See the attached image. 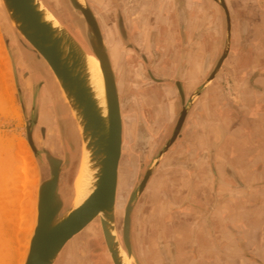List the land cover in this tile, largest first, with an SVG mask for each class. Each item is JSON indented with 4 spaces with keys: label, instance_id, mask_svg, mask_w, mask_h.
<instances>
[{
    "label": "flooded vegetation",
    "instance_id": "1",
    "mask_svg": "<svg viewBox=\"0 0 264 264\" xmlns=\"http://www.w3.org/2000/svg\"><path fill=\"white\" fill-rule=\"evenodd\" d=\"M87 1L105 31H107V29L104 28L102 24V22L105 23V18H103L102 14L104 12H110V30L113 32V39H110L109 37L107 38L108 42L110 43V41H112V44L115 46L114 51H116V53L113 54L110 48V55L113 64L119 70L117 82L120 92L123 118V147L122 159L119 166L115 221L117 232L116 242L121 257L120 263L125 264L123 257L121 256V251H123L125 256L130 259V264H200L201 258L206 257V249L202 246L203 242L200 244L197 236L193 237L192 233L186 234L184 232L164 234V232H161L163 227L160 226L161 231L158 229L157 234L150 233L152 220L149 218L147 212L151 205H153L158 198L157 218L162 219L166 216V213H168V206L170 203H167L161 194V188H163L164 184L163 180H161L162 184L160 182V185H157V188L152 190V180L158 174V169L148 180L146 186L144 185V180L148 171L151 170L153 173L159 159H161L164 154L171 153L172 148L170 149V146L173 143L172 141L175 138L174 136L177 131L178 134L175 139L182 136L180 142L183 144L182 147L184 148V150L179 153L178 160H182L180 162L188 164L193 170L198 165V159L196 158L199 155V144L202 137H208V139L212 137V140L216 139V143H213V145L209 142V149L212 153L209 155L208 160L214 170H216L217 166L219 170L216 179L215 176H213L214 186L215 180L220 182L222 179V177H220L221 174L225 175L224 170L222 169H226V166L224 165L226 161L221 165L220 161L217 160V155L220 152H214L216 147H219L218 142L224 139L239 140V137L243 139L250 138L247 132L243 135L240 134V136L234 132L237 126H241L240 124H242L243 127L246 126L244 124H247L245 119L246 114L244 115L246 105L244 106L242 97H237L234 104L232 103V99L230 102L222 104L224 113L213 108L214 106L210 104L206 105V109L203 108V104L193 106V104L189 102L190 97L185 98V94L186 92H189V95L195 94L194 92L198 90L197 86L194 84L191 88L185 89L183 84L180 83L178 77L183 71L187 70L181 64V59L183 57H189V65H192L194 57H201L202 55V52L196 50V39L201 35V26L203 24L201 22V10L205 7H210L214 11H218V8L216 9L212 2L208 3V0H186L188 4L187 9L183 6L180 0H134L132 7L127 6L128 4L126 0H112L117 8H114L113 10L110 9L106 3L98 2L99 0L92 1L102 4L103 7H101V9L100 7L93 6L91 0ZM235 1L237 5H241V0ZM226 2L231 11L233 30L235 31L236 24L234 21L237 19V9L236 7H233V2H231V0H226ZM243 4L244 8L245 3ZM69 11H71V9ZM53 15L59 20V17L56 14L53 13ZM70 15L79 27L83 29V21L79 20V17L77 18L72 11ZM185 15L187 18H185ZM101 19L103 21H101ZM117 25L121 26V36H118V32H116ZM144 27H147V34L149 36L146 43L143 42L144 39L142 35ZM250 27H252V23H250ZM183 30L189 33L188 37L190 38V44L188 47H192L191 53H182V48L184 47L182 43L183 37L187 35L183 33ZM250 31H252V28ZM202 33L205 34L206 32ZM26 45L27 47H23L21 53L28 57V60L32 65L33 73L31 75L29 69L26 66H23L22 70L19 71V74H22L23 81L27 79L24 83L30 81L29 86L27 87L28 89L26 88L25 90V84L23 81L22 87L25 90V101L26 103H30L29 101L32 100V107L34 104L33 85L37 84L38 88H40V95L37 94L39 106H37L38 109L37 107L35 108L37 114L35 117L36 124L33 129L34 142H38L37 136H39V138L42 136L44 140L43 143L48 145L47 150L50 152L51 156L63 161V170L65 162L60 156V154H62V140L58 133V128L56 127L55 108H50L52 112L47 109L48 107H51L50 102L45 104V109L49 113L48 119L51 117L52 119L45 123L41 122L40 119L42 113L41 96L43 92L46 91V85L41 82L40 78H46L47 67L44 61L35 54L34 50L31 49L28 44ZM246 62H248V59ZM142 63L145 64L146 68L143 67ZM19 64H21V62H19ZM246 68H249V66ZM246 71L248 72H246L247 75L245 77H247L246 79L248 82L252 84L255 83L257 71L254 73H250V70L248 69ZM38 72H40V76L38 75ZM134 75H139L145 78V82L138 81L135 84ZM260 75H264V72ZM220 77L223 78V76ZM53 81L54 79L51 80L49 84ZM144 85L146 86L143 87ZM178 85L182 86V90L176 88ZM156 88L167 89L168 92V95L162 98L161 101H158L161 103L160 105H154L152 98L150 99L151 95L147 94L149 90ZM52 92V97H55V100L56 96L60 98V93L56 90L55 86H52ZM66 107L65 104H61V108L59 107L62 115L66 113ZM142 108L143 110L145 109V111L141 113V118L136 121L132 114L137 111L141 112ZM257 111H259V109L251 111L252 115L256 116L258 114ZM68 114L72 122L71 128L69 127L70 124H68L67 137L69 142L72 143L76 141L78 133L69 108ZM199 117H202V119ZM224 118L233 122L236 120V127L231 128V130L226 128V121ZM202 125L204 126L203 133H201V129H203V127H201ZM212 133L213 135H211ZM52 134H54L55 138ZM251 135H253L254 139L256 138L255 133H251ZM52 137L55 140H53ZM55 141L58 142V146L53 145ZM158 142L159 144H157ZM177 143H179V139L177 140ZM79 145L80 142L77 144L76 149L71 153V157L73 160H76V162L78 159L77 149ZM150 156L151 160H148ZM45 157L48 160L46 154ZM69 157L70 155L68 153V160ZM154 159L155 161L153 162ZM73 167L74 169L69 177L71 179H69V192L67 195L72 198L73 192L71 188L76 165L74 164ZM184 174L189 175L180 168L179 177L180 179H184V182L182 184V181H180L179 184L178 181V184L179 188L184 191L183 196L180 199L172 198L171 202H176L175 204L182 207L179 211L177 210V213L179 214L176 215L179 216L180 220H185L189 217L198 219L200 217L201 207H206V205L205 202L199 200L196 195L195 177L194 180L191 181V177L188 176L189 178H187L186 176H182ZM195 175H197L196 171L194 173V176ZM188 182L191 185H187ZM185 183L187 184L185 185ZM225 184L226 182L224 185ZM143 185L145 188L144 190H141ZM225 196H227V193H225ZM214 205L217 206L219 204L215 203ZM70 209L71 205L69 204V201L68 207H66L64 203L61 215ZM187 210H192V213L188 215L186 213ZM145 212L147 215H145ZM203 217L207 221L211 218L209 212L205 213ZM259 220V230L257 234H260L261 238V234H264V207ZM92 228H100L97 220L94 222L93 227L82 230L79 234L68 241L57 257L55 264H115L105 236L101 231H96ZM160 232L162 234H159ZM224 247L225 246H223V248ZM225 250L228 259L229 253L227 248H225ZM258 264H264V247H260Z\"/></svg>",
    "mask_w": 264,
    "mask_h": 264
},
{
    "label": "water",
    "instance_id": "2",
    "mask_svg": "<svg viewBox=\"0 0 264 264\" xmlns=\"http://www.w3.org/2000/svg\"><path fill=\"white\" fill-rule=\"evenodd\" d=\"M0 1L14 29L17 30L20 36L27 41L35 53L46 63V72L49 82L53 80L54 74L59 82V87H62L69 100L70 106L75 113L74 119L76 122L78 121L81 127V136H77L75 142L79 143L80 138L82 139L84 151L88 154V172L91 175L89 185L92 187V190L88 198L80 206L72 207L69 211L61 215L64 201L59 192V182L63 161L52 157L50 152L47 149L45 150L50 166L51 178L44 181L39 188L36 226L30 241L25 264H55L57 257L68 241L82 230L88 228L89 225L98 218L100 220L99 224L102 233L105 236L114 262L115 264H121L120 251L116 242L117 232L115 221L119 166L122 159L123 147V118L117 82L119 70L113 64L110 48L105 40V35L98 18L87 0H68L71 9L84 23L85 38L88 45V47H85L74 37L68 28L65 27L60 19L58 23L49 17L52 12L46 7L42 0ZM180 1L187 9L188 4L186 0ZM243 1L244 0H241V5H239L236 10L237 23L235 31L233 30L231 11L228 8L226 0H208V3L212 2L213 6H215L216 9L218 8V11H214L210 7H205L201 10V22L206 26H210L208 29L202 30L206 33L199 35L196 39V50L203 51V53L201 57H194L192 65H189V57H183L181 59V64L187 70L183 71V73L178 76L180 83L183 84L185 89L188 88L187 83L191 81H194V84L197 86L198 90L196 89L197 91L194 92L195 94L189 95V92L185 94V98L190 97L189 102H191L193 106L210 104L214 106L213 108L223 112L224 108L222 104L230 102L220 88L223 84V78L220 76L223 75L224 69L228 68L232 61L237 63L241 62L242 67L247 65L246 60L244 61L243 59V54L241 53V55H239V52L236 53L234 32H236V34L238 33L239 46L242 48L243 45L248 43V34L252 28L250 27L249 20L245 17L246 10L250 9L258 13V15L264 16V12H262L260 10L261 8H258V6L250 8L245 6L243 8ZM185 18H187L186 15ZM183 33L187 35L183 37L182 43L184 47L182 48V53H191L192 47H188L190 44V38L188 37L189 33L185 30H183ZM119 36H121V33H119ZM260 42L263 44L262 41ZM234 52L236 53L235 55ZM88 53L95 55L99 61L103 77L104 95L102 99L98 97L92 85ZM14 55L15 51L11 50L10 56L15 70L16 64ZM253 60L256 61V66L258 64L256 58H248L250 64ZM262 62H264V59ZM255 66H251L250 70V72L253 70V72H258L255 76V83L253 84L249 83L245 78L247 75L246 72L242 73L239 69H233L232 66H230L231 69H229V71H231L232 79L235 80L240 98H246V102L248 100L251 101V111L259 109V116H263L264 82L260 83L258 81L257 83L256 81L260 74L264 72V69L258 71L260 66ZM14 73L18 92L20 93L16 71H14ZM49 82L46 86L49 85ZM176 88L182 90L181 85H178V87L176 86ZM232 103L234 104V100H232ZM58 110L56 106L61 140L62 143L65 144L68 131H63L61 129L62 124L60 118H62V114L60 110V113ZM64 118L67 127L68 124H70L69 126L71 127L72 120L68 112L64 113ZM199 118L202 119V117ZM34 124H36V118L32 124L27 125V139L34 153L38 154L39 151L33 138ZM177 134L178 131L174 136L175 138H177ZM175 138L170 146V149L172 148L173 151H171L170 154H164L162 158L159 159L153 173L151 170L148 171L144 180L145 186L148 180L156 173L157 169L166 166V164L173 165L171 159L173 161L175 157H177L178 160V155L184 148L182 147L183 144L180 142L182 136L180 138L178 137L179 143H177L178 139ZM207 139L208 137H204L205 143L207 144L206 147L204 142L200 141L199 155L196 158L198 159V165L196 164L197 167L194 170L188 164L180 162L182 160L176 162L179 168L189 174L188 176L191 177V181L194 180L195 171L199 177L202 174L205 175L207 171H209L212 176H215V179L218 175V166L216 170H214L208 162L209 155L212 152L209 149ZM227 145L229 148V157L232 158L235 153L228 139L222 140L219 147L216 148L214 152L218 153L225 151ZM175 150L177 151L176 153ZM154 161L155 159L153 162ZM224 165L226 169L222 170H224L226 179H228L227 184L231 186V183L235 184L236 182L241 189H247V186L244 187V184L240 182L238 178L240 174L242 175V172L235 168L237 164L226 162ZM256 167L257 166L251 169L249 168L247 174H245V177L248 176L251 182L256 180L255 183L252 182V185L260 183ZM144 185L141 190H144ZM187 185L191 184L188 182ZM205 189L206 188H203V190ZM216 189L217 184L215 180V186L213 185L215 193H217ZM230 189L232 193L234 189ZM254 189L250 192L253 191L254 193ZM243 198L248 199V197H242V199ZM230 203L231 202L228 200L225 201V206L228 204L230 205ZM207 222L209 224V221ZM195 231L196 230H194V232ZM192 235L193 237H199L201 234L193 233ZM226 245H228L227 247H229L230 250H235L231 242H227ZM232 259L235 260L234 257H232ZM241 259H243V256H241ZM248 260L249 262L258 264L257 261H253L249 258Z\"/></svg>",
    "mask_w": 264,
    "mask_h": 264
},
{
    "label": "rangeland",
    "instance_id": "3",
    "mask_svg": "<svg viewBox=\"0 0 264 264\" xmlns=\"http://www.w3.org/2000/svg\"><path fill=\"white\" fill-rule=\"evenodd\" d=\"M42 1L45 3L46 7L52 12V14L54 13L59 17L60 21L65 25V27L68 28V30L74 34V37L78 39L79 42L83 46L88 47L86 38H85L84 23H83V29H82L79 27L76 21L70 17L71 11L73 13L74 11L71 9L70 6H68V0H42ZM133 1L134 0H126L128 4L127 6L132 7ZM244 1H245V6L249 8L261 6V0H244ZM244 1L242 3H244ZM98 2L106 3V5H108L110 9L114 10V8H116V5L112 0H99ZM231 2H233V7L234 8L236 7L237 9V6L239 4L237 5L235 0H231ZM91 3L95 7L96 6L100 7V9L101 7H103L102 4L95 3L92 0H91ZM70 9L71 11H69ZM74 14L77 18L79 17L76 13ZM102 15H103V18H105V21H104L105 23L102 22V24L104 28L107 29V31L103 30L102 26L101 28L105 35L108 46L110 45L109 48H111L112 53L114 54L116 53V51H114L115 46L112 44V41H110L109 43L108 38H107L109 37L110 39H113V35H112L113 32L110 30V26H111L110 25L111 19L109 18L110 12L109 11L108 13L104 12ZM245 17L249 20L250 23L259 21L260 18L263 19V16L258 15V13H255L254 11L250 9L246 10ZM79 20L81 19L79 18ZM236 20L234 21L235 24L237 23ZM101 21L103 20L101 19ZM120 27L121 26H118V25L116 26L117 28L116 32H118V36L121 31ZM209 27H210L209 25L206 26L203 23L201 26V30L208 29ZM202 32L203 31H201V34H203ZM260 33L263 35L264 31ZM255 34H256V31L253 29L252 31L249 32L248 43L251 44L253 38L255 37ZM234 41H235L234 44H236L235 45L236 53L239 52L240 53L239 55H241V53L244 55L243 53L244 51L239 46V37H238V33L236 34V32H234ZM261 41L263 44H261L260 42V45H258L256 50H254L248 57L256 58L258 64L260 61L261 69H262L264 66V62H262V60L264 59V39H262ZM0 44L3 46V50L1 49V46H0V264H19L20 255L22 254L21 247H23L21 243L22 241L21 239L22 237L26 235V232L29 230L31 220L33 218L31 215L32 206L35 201L36 202L35 210L37 212L39 188L44 181L51 178V171H50L49 162L45 157V151H44L47 149L48 145L43 143L44 142L43 137L41 136V138H39V136H37L38 142L35 141V145L39 151L38 154L34 153L27 139V125L32 124L33 121L35 120V116L37 114V110L35 108L39 106L37 94L40 93V88H38L37 84H34L33 85V93H34L33 107L31 106L32 100L29 101L30 103H26L25 97H24V91L29 86L30 81H28L27 84L24 83L27 79L23 81L22 74H19V71L22 70L23 66H26L29 69L30 74L32 75L33 73L32 65L30 61L28 60V57L25 54L21 53L22 48L25 46L27 47L26 44L28 43L26 40H24L20 36L17 30L14 29L1 1H0ZM28 46L30 45L28 44ZM18 49H19V52H18ZM31 49L33 48L31 47ZM11 50L15 51V55H14V61L16 64L15 70L13 67L12 58L10 56ZM200 52L203 53V51H200ZM236 53L234 52V55ZM6 57L8 58L9 65L7 64V61L5 59ZM19 62H21V64H19ZM255 63H256L255 60L251 61V64L247 62V66L248 65L254 66ZM142 65L144 68H146L144 63H142ZM230 66H232V68L235 70L239 69V71H242L241 62L237 63V62L232 61ZM230 66L224 69V72L222 75L223 84H222V87L220 88L223 91V94L225 95V97L228 98V100L232 99L235 101V99H237V95L238 97L240 95H239V90L237 89L235 85V80L232 79L231 71H229V69H231ZM14 71H16L20 93L18 92V87L16 84V78H15ZM38 74H40V72H38ZM134 76H135L134 77L135 84L138 81L145 82L146 80L145 78L139 75H134ZM53 79L54 81L51 82V84H49L48 86H46V91L43 92V94L49 95L50 101L44 102V105L41 103V107H42L41 116L42 114L43 116H45V111H46L45 104L46 103L48 104L50 102L51 107H48L47 109L48 111L52 112L50 108L52 109L55 108V119H56V124H57L56 127L58 128V133L61 137L60 128H59L60 126H59V121H58V116H57L58 114L56 112V106L59 109L58 105L61 107V103L63 105L65 104L67 106L65 109V112L67 113L68 108H69V111L72 115L74 124L77 129L78 136H80V133L78 131V128H77V125L74 119V115L70 110V105L69 103L67 104L66 101L64 100L62 96L63 93H61L62 90L59 87L58 82L56 81L54 75H53ZM40 80L42 83L46 85L49 82L47 73H46V78L42 77L40 78ZM22 81L25 84V90L22 87ZM53 83H57V90L60 93L61 99H59V97L56 96V100H55V97L54 98L52 97L53 96V92H52ZM145 86L146 85H144L143 87ZM151 93L156 94V97H157L156 98V97L150 96V99L152 98L154 105L155 104L160 105L161 103L158 101H161L162 98L166 96L164 93V89L156 88V89L149 90L147 92V94L149 95ZM143 111H145V109L143 110L142 108L141 112L140 111L134 112L132 114V116H134L133 118H135L136 121L140 119L141 113H143ZM62 118H60L61 124H62L61 129L63 131H66L67 124L65 123L64 115H62ZM224 120L227 121L229 119L224 118ZM47 121L48 120L45 121L44 118L43 120L41 119V122L43 123ZM236 125L237 124L235 120V122L231 123V128L236 127ZM65 139H66L65 141L66 147H65V144L62 143V154H60V156L64 159L65 167L61 173V180H60L59 187H60V194L62 195L64 199V203L66 207H68V201H69V204L72 205V203L74 202V198H75L74 193H73V198L67 196L69 192L68 183L70 181L69 179H71L69 177L72 173V170L74 169L73 167L74 164L76 165L75 173L77 172V169H78L77 163L80 158V154L82 150V140L80 138V141H79L80 145L78 146V149H77L78 159L76 162V160H73V158L71 157V153L73 149H76V146L78 143L75 141L72 143L69 142L67 136ZM23 142L27 144L28 148L30 149L32 153L34 165H35L34 170L37 172L36 179L32 175L33 168H26V166L23 163L19 162L20 158H25V152L21 145ZM157 144H159V142ZM176 152L177 151L175 150V153ZM68 153L70 155L69 160H68ZM219 154L221 156H225V151H221ZM150 158L151 156L148 158V160H150ZM225 160L226 159L224 158V161ZM171 162H173V165L166 164V166L159 168L157 170L158 174L152 180V184H151L152 190L157 188V185H160L161 180H163L164 184H163V188H161V194L163 195L162 196L163 199L167 201V203H170V205L168 206V209H169L168 213H166V216L162 219L157 218L158 198L155 200L154 204L151 205L149 211L147 212L149 218L152 220L151 229L149 228L150 233L157 234L158 229L160 230V227H163V230L162 231L160 230V231L164 232V234H176L177 232L193 234L194 230L200 231L201 244L203 242L202 246L203 248L206 249L205 251L206 257L201 258L200 264H211V263L213 264H225V263L238 264L239 262H242L243 260L247 262L248 258L253 261L258 262L257 256L259 255V252H257V250L258 249L260 250V247H264V241H263L264 234H261V238H260V234H251L252 230L254 229H251L250 226H253V224L248 221L258 218L257 214L259 213V210L262 213L263 208H258V206H256L255 203L252 204V202L248 206L246 199L244 198L242 199V197L246 198V196L243 195L240 186L236 182L235 184L231 183V186H229L230 184L229 185L227 184L228 179H226V176L224 174H221L220 177H222V179L220 180V182L219 181L217 182L216 180L217 193H215L213 190V185H214L213 176L209 171H207L205 175L202 174L200 176V180H199L198 175L194 176L196 180V185H195L196 195L199 200H202V202H205L206 207H201L200 217L198 219L189 217L185 220H180L179 216H176V215L179 214L177 212L179 211V209H182V207H179L177 204H175L176 202L175 203L171 202V199L172 198H176V199L182 198L184 191L181 188H179V184H180V181H182L181 183L183 184L184 179H180L179 177L180 168H178L176 164V162H178L177 157H175L173 161ZM251 168L252 167H250V169ZM22 169L25 170L26 175L23 176V179L19 180L17 179L18 178L17 174ZM182 176H186L187 178H189L187 174H184ZM238 178L240 182L246 183L248 176L245 177V175L240 174ZM37 179L38 181L36 183L35 181ZM73 181H74V178H73ZM73 181H72V184H73ZM178 181H179V184H178ZM255 181L253 180L252 182L255 183ZM225 182L226 184L224 185ZM186 184L187 183H185V185ZM18 186L19 188L16 191V188ZM203 188H206V189L203 190ZM230 188L234 189L232 193H231ZM225 193H227V196H225ZM227 200L231 203L230 205L225 206V201ZM216 202L219 205L217 206L214 205ZM242 202H245L246 205H243ZM21 204H23L22 207H19V205ZM207 212H209L211 216L210 220H208L209 224L207 220L204 219L203 217L204 214ZM186 213L189 215L192 213V210L191 211L187 210ZM147 214L145 212V215ZM226 214H227V219H226ZM36 219H37V213H36L35 221ZM96 220L99 223V220L98 219ZM96 220L94 222H96ZM94 222L88 228L93 227ZM34 226L36 225L34 224ZM92 229L96 231H101L102 233L101 227L99 229L98 228H95V229L92 228ZM161 232L159 234H162ZM33 233L34 231L32 232V235ZM32 235H31V238H32ZM31 238H30V241H31ZM30 241H29V246H30ZM227 242H231L233 249L235 250H230V248L227 247L228 245H226ZM223 246L225 247L223 248ZM225 248H227L228 253H229L228 259H227V252ZM241 256H243V259H241ZM232 257H234L235 260H233Z\"/></svg>",
    "mask_w": 264,
    "mask_h": 264
},
{
    "label": "crops",
    "instance_id": "4",
    "mask_svg": "<svg viewBox=\"0 0 264 264\" xmlns=\"http://www.w3.org/2000/svg\"><path fill=\"white\" fill-rule=\"evenodd\" d=\"M263 1L264 0H261V6H260V8H261L260 10L262 12H264V2ZM136 19H138V18H136ZM142 29H143V27H142ZM252 29L256 31V34H255V37L253 38L251 44L248 43V44L242 46L243 50H244V52H243L244 53V55H243L244 61L249 58L248 56L254 50H256L258 45H260L259 42L262 39H264V33H263V35L260 33L262 31H264V16H263V19L260 18L259 21L252 23ZM142 35H143V39H144L143 42L146 43L148 41V38H149V36L147 34V27H144V31H143ZM248 66L250 68H246L247 65L242 67V73L248 72V71H246L247 69L251 70V65H248ZM256 66H260V69L258 71H262L264 69V66L261 69V64H257ZM253 71H251L250 73H254ZM245 78H247V77H245ZM258 81L260 83L264 82V75H260L256 82L258 83ZM248 91H251V90H248ZM150 95H151V97H156V94H154V93H151ZM245 99L246 98H243L242 102H243L244 106L246 105V110L244 111V115L246 114L245 119H246L247 124H244V125H246L245 127H243L242 124H240L241 126H237L236 130L235 131L232 130V131L236 132L237 135H239V136H240V134L243 135L244 133L247 132L249 134L250 138L249 139L248 138L243 139V138L239 137V140L228 139L229 143H231V145H232V148H233L235 155H233L232 158L229 157L230 156L228 154L229 148L227 145L225 147V156H221L220 154H218L217 160L220 161L221 165H223V162H225V161L228 163L230 162L232 164H237V167H235V168L240 170V172H242V175L247 174V171L249 170L250 167L254 168L255 166H257L256 167V169L258 170L257 175L259 176L258 179H259L260 183H258L257 185L256 184L252 185L250 178H249V181L247 178V180H246L247 182L246 183L243 182L244 187L247 186L246 187L247 189H242V193L244 196L248 197V199H246L248 206L252 202V204L255 203V205L258 206V208H263L264 207V115L259 116V111H257L258 114L256 116H253L252 112H251V108H250L252 103L249 100L246 102ZM263 101H264V99H263ZM203 108L206 109L205 104H203ZM231 123H233V122L229 121V120H227L225 123L226 128H228L229 130H231ZM201 127H203V129H201V133H203L204 126L202 125ZM251 133H255V135H256L255 139H254L253 135H251ZM211 135H213V134H211ZM201 141L204 142L205 147H206L207 144L205 143L204 138H203V140L201 139ZM215 141H216V139L212 140V137L210 139H207V143L210 142L211 145H213V143H216ZM221 142H222V140H220V143ZM224 158L226 159L225 161H224ZM253 189H254V193H253V191L250 192ZM242 204L246 205L245 202H242ZM260 214H261V211L259 210V213L257 214L258 218H255L253 220L248 221V222L252 223L254 226V228H253V226H250L251 229H254V230H252L251 234H257L258 233ZM194 234H201V233L199 231H195ZM198 239H199V242L201 244V237L199 236ZM257 252H259V249L257 250ZM257 258H258V256H257ZM238 264H254V263L249 262L248 260H247V262H245V260H243L242 262H239Z\"/></svg>",
    "mask_w": 264,
    "mask_h": 264
},
{
    "label": "bare ground",
    "instance_id": "5",
    "mask_svg": "<svg viewBox=\"0 0 264 264\" xmlns=\"http://www.w3.org/2000/svg\"><path fill=\"white\" fill-rule=\"evenodd\" d=\"M49 17L51 19H54L56 22H58V19L52 13H50ZM0 46H1V49L3 50V46L1 44H0ZM88 57H89L90 73L92 75L91 76L92 85H93L95 91L97 92L98 97L100 99H102L103 95H104L103 94V77H102V71L100 69L99 61L96 58V56L91 54V53H88ZM5 59H6L7 64H8V58L6 57ZM172 69H175V68H172ZM54 77H55L56 81L58 82L55 75H54ZM26 84H27V82H26ZM187 84H188L187 87L191 88L194 85V81H191ZM58 85H59V82H58ZM53 86L57 87V83H53ZM60 88L62 90L61 93H63L62 96H63L64 100L66 101V103L68 104L69 100L67 99L62 87H60ZM164 93H165V95H168L167 89H164ZM47 101H50L49 95L48 94H42L41 103L44 105V102H47ZM69 105H70V103H69ZM70 110L73 113V115L75 116V113L73 112L71 106H70ZM48 115H49V113L45 111V116H43V114H42L41 119L43 120V118H44L45 121L51 120L52 117L48 119V117H49ZM75 122H76V120H75ZM76 125H77L79 133L81 134V127L79 126L78 121L76 122ZM52 135L55 138L54 134H52ZM53 137H52V139L55 140ZM21 145H22V148L24 149V152H25V158H20L19 162L23 163L26 166V168H33L32 169L33 170L32 175L36 179L37 178V172L34 170L35 165H34L32 153H31L30 149L28 148V146L25 142H23ZM53 145L58 146L59 144L57 141H55L53 143ZM87 160H88V154L84 151V145L82 143V150H81L80 158H79L78 163H77L78 169L74 175V181L72 184V190H73L75 198H74V202L72 203L71 207L80 206L88 198L89 194L91 193L92 187H90V185H89L91 175L88 172ZM17 175H18L17 179L21 180V179H23V176L26 175V172H25V170L22 169L18 172ZM37 181H38V179L35 182L37 183ZM18 188H19V186L16 188V191L18 190ZM67 201H68V199H67ZM35 203L36 202L34 201V204L32 206V214L31 215L33 218L31 220L29 230L26 232V235L24 237H22V239H21L22 240L21 243H22L23 247H21L22 248V254L20 255L19 264H25L24 262L26 259V255H27V252L29 251V249H28L29 248V241H30L32 232L34 231V227H35L34 224L36 225L35 217H36L37 212L35 210ZM22 205L23 204L19 205V207H22ZM98 220H99V218H98ZM99 223H100V220H99ZM121 256L123 257V261L125 264H130L129 263L130 259L125 256L123 251H121Z\"/></svg>",
    "mask_w": 264,
    "mask_h": 264
}]
</instances>
